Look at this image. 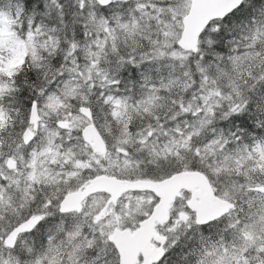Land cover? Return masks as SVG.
<instances>
[{
  "label": "snow or ice",
  "instance_id": "obj_1",
  "mask_svg": "<svg viewBox=\"0 0 264 264\" xmlns=\"http://www.w3.org/2000/svg\"><path fill=\"white\" fill-rule=\"evenodd\" d=\"M0 264H264V0H0Z\"/></svg>",
  "mask_w": 264,
  "mask_h": 264
}]
</instances>
